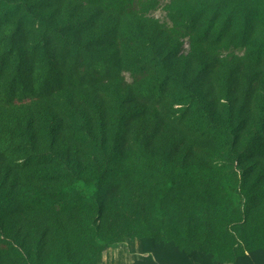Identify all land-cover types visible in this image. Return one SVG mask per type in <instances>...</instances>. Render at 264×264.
I'll use <instances>...</instances> for the list:
<instances>
[{
    "label": "trees",
    "instance_id": "trees-1",
    "mask_svg": "<svg viewBox=\"0 0 264 264\" xmlns=\"http://www.w3.org/2000/svg\"><path fill=\"white\" fill-rule=\"evenodd\" d=\"M130 241L264 264V0H0V264Z\"/></svg>",
    "mask_w": 264,
    "mask_h": 264
},
{
    "label": "rangeland",
    "instance_id": "rangeland-1",
    "mask_svg": "<svg viewBox=\"0 0 264 264\" xmlns=\"http://www.w3.org/2000/svg\"><path fill=\"white\" fill-rule=\"evenodd\" d=\"M153 14L161 19H165V11L162 6L154 11ZM185 47L188 48V44H186ZM135 245L136 243L130 241L106 250L101 264H128V258L133 259L140 255L139 250L135 248Z\"/></svg>",
    "mask_w": 264,
    "mask_h": 264
},
{
    "label": "crops",
    "instance_id": "crops-1",
    "mask_svg": "<svg viewBox=\"0 0 264 264\" xmlns=\"http://www.w3.org/2000/svg\"><path fill=\"white\" fill-rule=\"evenodd\" d=\"M126 243H128V242H126ZM134 243H136L135 248H136L137 250H139V249H138V246H139L138 241H134ZM136 257H138V256H136ZM136 257H135V258H136ZM135 258H133V259L128 258V259H127V260L129 261L128 264H131Z\"/></svg>",
    "mask_w": 264,
    "mask_h": 264
}]
</instances>
